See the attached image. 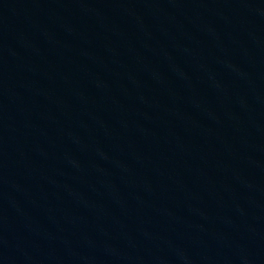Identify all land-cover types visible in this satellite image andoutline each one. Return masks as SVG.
<instances>
[{"label":"water","instance_id":"water-1","mask_svg":"<svg viewBox=\"0 0 264 264\" xmlns=\"http://www.w3.org/2000/svg\"><path fill=\"white\" fill-rule=\"evenodd\" d=\"M0 264H264V0H0Z\"/></svg>","mask_w":264,"mask_h":264}]
</instances>
